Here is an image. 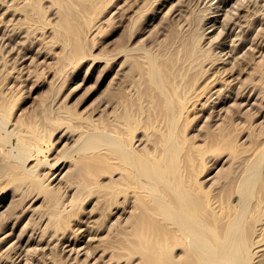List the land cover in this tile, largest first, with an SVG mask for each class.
I'll return each mask as SVG.
<instances>
[{
  "label": "rangeland",
  "instance_id": "374dc122",
  "mask_svg": "<svg viewBox=\"0 0 264 264\" xmlns=\"http://www.w3.org/2000/svg\"><path fill=\"white\" fill-rule=\"evenodd\" d=\"M104 2L109 5L102 6L104 10L101 8V13L91 23L86 20L78 21L82 30L81 42L88 53L85 61L75 57L66 59L67 50L63 47V41L49 44L47 40L51 34L47 29L42 33L26 35L30 37L27 40L26 36L18 35L10 36L14 41L9 36L4 40L5 35L2 33L5 34L8 23L5 20L10 16H6L0 5V19L4 21L0 26V94L4 95L8 108L6 115L9 114L6 117L0 113V126L12 129L16 128L14 124L19 119L21 120L18 122H23L22 119L36 120L47 134L42 140L43 149L48 147L46 139L51 138L55 143L50 151H44L45 156L44 152L37 153L35 148V159L39 157L38 154L43 159H52L62 147L63 142H57L62 133L60 129L80 124L76 119L66 120V107L81 117H90L99 122L106 118L104 107L111 102L110 110L117 114L128 110L141 125H164L165 116L160 107L161 98L156 83H150L147 74L140 67L122 65L124 56L115 57L120 48L127 45L134 47L131 59L143 60L146 55H152L167 60L174 67L178 89L188 85L192 88V93L186 97V103L193 95L197 103L181 117L178 130L188 143L199 145L201 150H211L203 153L204 156L201 155L197 163V168L206 164L203 173L198 175V179L203 181L201 189H210V193L217 198L228 199L233 204L238 200L236 197L240 194L239 187L241 189L244 186L246 191L254 189L255 193L244 205L249 209L248 216L251 213L257 214L255 204L259 191L264 190V0H103ZM3 13L6 17H3ZM216 16L219 17L214 19ZM46 17L51 22L57 19L53 15ZM38 36L42 40H37ZM15 40L19 42V46L23 45L22 48L18 46L21 51ZM10 46L16 48V51L11 49V53ZM232 63L234 65L231 67ZM219 66H228L234 71L223 75L225 72L221 68V73ZM214 70L221 76L220 83L212 90H204V87L201 88L202 80L213 76ZM215 89H221V93H216ZM6 144V150L11 156L17 157L20 152L17 135L14 134ZM255 158L261 162L256 173L248 167V163ZM32 162L34 160L31 164ZM57 168L53 169L54 174L59 173ZM44 169L46 168L43 166L41 170ZM60 176L53 184L58 182ZM2 182L9 193L1 200L0 192V238L7 233L11 235L10 239L0 240V254H4L1 264H101L103 249L108 250V254L103 256L104 261L113 253L118 264H141V255L136 250L131 253L123 244L117 246L118 242L114 240V227L119 219L101 233V206L92 211V204L81 206L75 216L80 221L90 216L87 220H91L90 224L99 228L98 239L91 243L94 251L92 258L81 255L77 262L69 261L70 256L65 250L69 248L67 244L70 241L65 238L59 242L57 239L50 240V244L34 242L26 246L31 229L25 237L23 247H34L37 250L29 248L30 254L23 251L20 256V251L16 249L10 252L13 247L8 249V246L17 240L31 211H24V207L19 204L20 199H17L13 185L6 179ZM56 185L59 186L60 183ZM40 203L41 201L37 205ZM36 211L37 215L46 214L44 207H38ZM116 218L117 215L111 218L109 224ZM38 219L29 221L34 225V221ZM41 223L38 222L37 226ZM67 227L68 235L72 236L76 228L74 223H69ZM46 245L50 248L53 246L49 249L53 250V262L46 263L43 260V252L47 249L41 250V247L48 248ZM181 253L182 250L176 248L172 256L178 257ZM250 264L263 263L253 254Z\"/></svg>",
  "mask_w": 264,
  "mask_h": 264
},
{
  "label": "bare ground",
  "instance_id": "6f19581e",
  "mask_svg": "<svg viewBox=\"0 0 264 264\" xmlns=\"http://www.w3.org/2000/svg\"><path fill=\"white\" fill-rule=\"evenodd\" d=\"M0 5L4 8L6 16H10L5 20V23H8L5 34L2 33L5 35L2 36L4 40L7 36L25 37L47 29L51 34L47 40L49 44L63 41V47L67 50L66 59L75 57L85 61L88 53L81 42L82 30L78 21L86 20L91 23L94 17L104 10L102 6L109 4L103 3V0H0ZM5 14L3 17H6ZM46 15H53L57 19L51 22ZM203 33L201 36L204 37ZM34 36L32 37L35 38ZM41 36H38L37 40ZM18 44L19 42L17 47ZM10 47L8 50L12 53L16 48ZM134 49L128 45L124 46L115 53V57L124 56L122 65L130 64V68L140 67L147 74L148 81L156 83L161 98L160 107L165 116L164 125H141L128 110L121 114L110 110L111 102L104 107L106 118L99 122L90 117H81L66 107V120L76 119L80 124L60 129L62 133L60 141L57 142H63L62 147L56 149L58 152L52 159H43L40 156L42 152L50 151L55 142L51 138L46 139L48 147L43 149L42 140L47 134L36 120L27 122L22 119L23 122H18L21 120L19 119L18 123L14 124L16 128L12 129L0 126L1 200L9 193L6 186L2 185V181L6 179L13 185L24 211H31L29 220L39 218L34 221V225L29 220L25 223L17 240L8 246V249L13 247L9 251L16 249L20 251V256L23 251L27 253L32 249L23 247L25 237L31 229L25 242L26 246L34 242L50 244V240L57 239L59 242L65 238L70 241L67 244L69 248L61 249L68 253L69 261L75 263L81 255L86 258L93 255L91 243L98 239L99 228L90 224L91 220H87L90 216L84 221L75 217L81 206L92 204V211L101 206V233L119 219L114 227V240L118 242L117 246L123 244L131 253L136 250L141 255V264H250L253 254L264 264V190L259 191L255 204L257 214L251 213L248 216L249 209L244 203L253 196L254 189L246 191L244 186L241 189L239 187L240 194L236 197V204L228 199L217 198L215 194L210 193V189H201L203 181L198 179V175L203 173L206 164L197 168V163L201 155L204 156L203 153L211 150H201L199 145L188 143L178 130L181 117L197 103L194 95L190 96L186 103V97L192 93V88L188 85L178 89L174 67L167 60L152 55H146L143 60L131 59ZM39 53L37 55H40ZM233 65L232 63L231 67ZM219 67L221 72L223 67ZM231 67L225 66L222 69L225 72L223 75H227L233 69ZM215 70L214 73L217 72ZM214 73L211 71L213 76L202 80L201 88L212 90L220 83L221 76ZM220 90L215 89L216 93H221ZM3 96L1 93L0 113L7 117L8 108ZM218 96L220 97V94ZM14 134L17 135L20 148L19 155L15 158L6 150V143L10 142ZM35 148L37 153H40V158L35 159ZM33 160L34 163L31 164ZM260 163V159L255 158L248 163V167L256 173ZM43 166L46 169L42 171ZM56 167L59 173L54 174L53 169ZM58 176L59 186L56 185L58 182L53 184ZM39 201L42 206L37 205ZM38 207H44L46 214L37 215ZM127 214L130 215L125 218ZM34 215L36 217H32ZM115 215L116 220L109 224ZM38 222H42L40 226H37ZM71 222L76 227L72 236L67 232V226ZM10 235L7 233L0 240H7ZM47 246L48 248L41 247V250L47 249L42 251V257L45 258L43 260L46 263L53 262V250H49L53 246ZM176 248L181 249L182 253L173 257L172 252ZM32 252L37 254L36 251ZM106 254L108 250L103 249L101 264H118L113 253L104 261ZM3 256L4 254H0V260H3Z\"/></svg>",
  "mask_w": 264,
  "mask_h": 264
}]
</instances>
